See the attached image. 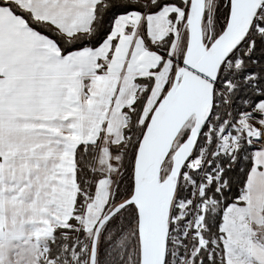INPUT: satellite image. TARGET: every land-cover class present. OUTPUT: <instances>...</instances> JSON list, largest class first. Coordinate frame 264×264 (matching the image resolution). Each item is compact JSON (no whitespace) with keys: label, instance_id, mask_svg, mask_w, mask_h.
Masks as SVG:
<instances>
[{"label":"snow or ice","instance_id":"6c2138e0","mask_svg":"<svg viewBox=\"0 0 264 264\" xmlns=\"http://www.w3.org/2000/svg\"><path fill=\"white\" fill-rule=\"evenodd\" d=\"M0 264H264V0H0Z\"/></svg>","mask_w":264,"mask_h":264}]
</instances>
